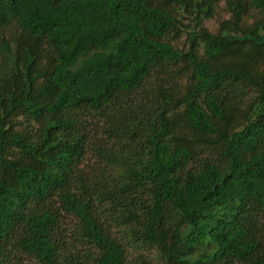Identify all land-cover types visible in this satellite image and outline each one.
<instances>
[{"label":"trees","instance_id":"16d2710c","mask_svg":"<svg viewBox=\"0 0 264 264\" xmlns=\"http://www.w3.org/2000/svg\"><path fill=\"white\" fill-rule=\"evenodd\" d=\"M27 263L264 264V0H0V264Z\"/></svg>","mask_w":264,"mask_h":264},{"label":"rangeland","instance_id":"374dc122","mask_svg":"<svg viewBox=\"0 0 264 264\" xmlns=\"http://www.w3.org/2000/svg\"><path fill=\"white\" fill-rule=\"evenodd\" d=\"M228 17L229 15L225 11L224 2H221L218 5L217 11L214 17L205 21V26L209 29V31H211L212 33H215L219 27V22L221 20L228 19ZM182 41L184 40H181V42ZM27 264H32V263H27Z\"/></svg>","mask_w":264,"mask_h":264}]
</instances>
